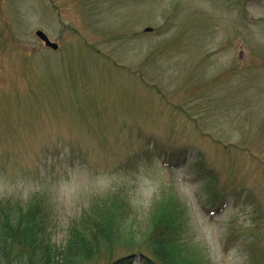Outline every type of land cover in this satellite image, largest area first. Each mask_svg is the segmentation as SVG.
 Masks as SVG:
<instances>
[{"label":"rangeland","instance_id":"obj_1","mask_svg":"<svg viewBox=\"0 0 264 264\" xmlns=\"http://www.w3.org/2000/svg\"><path fill=\"white\" fill-rule=\"evenodd\" d=\"M38 2L41 27L30 32L17 0H0V171L35 174L62 146L97 170L153 157L170 170L187 167L191 183L204 185L206 215L216 218L229 197L251 206L226 222L227 243L242 241L248 264H264V28H248V0ZM37 30L59 48L46 47ZM33 201L48 235L46 201ZM167 213L179 230L177 264H207L201 241L214 250L218 225L175 187L143 223L120 193L95 199L67 245L100 216L110 227L130 220L124 239L86 264L133 253L155 263L148 241ZM169 236L176 254L177 236Z\"/></svg>","mask_w":264,"mask_h":264},{"label":"clouds","instance_id":"obj_2","mask_svg":"<svg viewBox=\"0 0 264 264\" xmlns=\"http://www.w3.org/2000/svg\"><path fill=\"white\" fill-rule=\"evenodd\" d=\"M247 8L252 9L248 28L256 33L264 28V24L254 22L264 20V0H248ZM17 10L28 31L41 27L43 10L38 0H17ZM232 13L235 20L240 19L238 10ZM177 176L180 177L179 181ZM192 179L189 168L170 170L166 163L156 157L151 160L141 158L130 168L117 166L97 170L90 159H74L71 148L62 146L44 158L35 174L0 171V201L19 203L26 207L34 198H44L50 211L47 233L51 242L63 250L70 239L73 223L79 221L83 211L95 199L120 193L132 214L143 223L161 192L168 187H175L185 202L189 199L195 201L201 214L210 223L218 225L214 250L208 248L206 241H201L207 264H248L249 257L242 241L237 240L231 245L227 243L225 225L231 218L242 215L243 208L251 206L238 205L234 198L229 197L220 214L212 218L202 210L204 185L191 183ZM129 226L130 220L121 224L122 230Z\"/></svg>","mask_w":264,"mask_h":264},{"label":"trees","instance_id":"obj_3","mask_svg":"<svg viewBox=\"0 0 264 264\" xmlns=\"http://www.w3.org/2000/svg\"><path fill=\"white\" fill-rule=\"evenodd\" d=\"M26 208V209H24ZM36 203L22 207L12 202L0 203V264H86L91 255L103 244H118L124 239L121 219L110 227L100 216L91 226H84L73 233L65 249L61 250L43 233V217ZM103 209V208H102ZM156 235L149 239L150 251L157 262L137 254L121 256L106 264H177L179 230L174 227L167 213L153 221ZM93 226V227H92ZM177 236L176 254L169 251L170 233ZM141 254V253H140ZM159 262V263H158Z\"/></svg>","mask_w":264,"mask_h":264},{"label":"water","instance_id":"obj_4","mask_svg":"<svg viewBox=\"0 0 264 264\" xmlns=\"http://www.w3.org/2000/svg\"><path fill=\"white\" fill-rule=\"evenodd\" d=\"M150 30H151L150 28L146 29V31H150ZM36 35H37L42 41H44V43H45V45H46L47 47H50V48H52V49H54V50H56V49L58 48V45H57L56 43H53V42L49 41V38L47 37V35H46L44 32L38 30V31H36Z\"/></svg>","mask_w":264,"mask_h":264}]
</instances>
